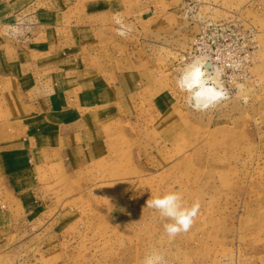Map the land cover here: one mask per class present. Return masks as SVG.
<instances>
[{"label": "rangeland", "instance_id": "obj_1", "mask_svg": "<svg viewBox=\"0 0 264 264\" xmlns=\"http://www.w3.org/2000/svg\"><path fill=\"white\" fill-rule=\"evenodd\" d=\"M129 7L138 20L119 15L131 27L120 37L154 50L153 84L106 127L104 157L67 182L80 197L79 216L68 225L55 219L57 200L46 218L56 235L48 239L14 210L16 224L0 235V264H142L153 250L168 264H264V0H131ZM234 19L254 30L250 58L222 77L232 99L194 112L176 87L181 58L203 24ZM172 191L188 206L199 201L200 212L170 241L169 221L146 202ZM4 193L0 182V200Z\"/></svg>", "mask_w": 264, "mask_h": 264}, {"label": "crops", "instance_id": "obj_2", "mask_svg": "<svg viewBox=\"0 0 264 264\" xmlns=\"http://www.w3.org/2000/svg\"><path fill=\"white\" fill-rule=\"evenodd\" d=\"M130 2L0 0L1 236L16 224L14 210L48 239L57 200L55 219L68 225L79 216L67 182L104 157L106 127L153 84L154 50L117 35V14L138 20Z\"/></svg>", "mask_w": 264, "mask_h": 264}, {"label": "clouds", "instance_id": "obj_3", "mask_svg": "<svg viewBox=\"0 0 264 264\" xmlns=\"http://www.w3.org/2000/svg\"><path fill=\"white\" fill-rule=\"evenodd\" d=\"M115 23L119 25L116 30L117 35L124 37L131 31V27L124 24L119 14L115 17ZM222 77L223 68L218 67L210 58L196 57L185 64L175 82L177 89L184 94L187 108L204 113L232 99ZM238 89L242 90L243 85H239ZM237 94L239 95V91ZM146 204V207L156 210L161 218L169 221L163 225V228L170 241L182 233L189 232L200 212L199 201L188 206L177 191L151 197ZM142 264H168V262L163 254L153 250L144 257Z\"/></svg>", "mask_w": 264, "mask_h": 264}, {"label": "built area", "instance_id": "obj_4", "mask_svg": "<svg viewBox=\"0 0 264 264\" xmlns=\"http://www.w3.org/2000/svg\"><path fill=\"white\" fill-rule=\"evenodd\" d=\"M253 33V29L238 19L205 23L200 27L192 47L181 58L182 65L196 57H208L223 68L224 78L232 76L236 70H242L250 58Z\"/></svg>", "mask_w": 264, "mask_h": 264}]
</instances>
